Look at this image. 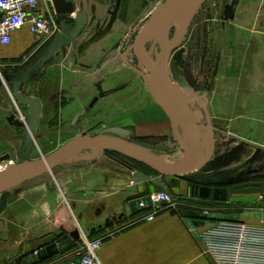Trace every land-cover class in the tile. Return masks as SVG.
<instances>
[{
    "label": "rangeland",
    "instance_id": "374dc122",
    "mask_svg": "<svg viewBox=\"0 0 264 264\" xmlns=\"http://www.w3.org/2000/svg\"><path fill=\"white\" fill-rule=\"evenodd\" d=\"M163 1L118 2L116 14L114 8L111 16L107 15V17L97 21L100 25L97 33L91 31L85 39V36L82 35L74 45L66 43L64 49L60 50L54 59L39 66L26 78L21 91L24 95L38 99L41 106L31 146L28 153L22 157L23 160L46 156L78 137L80 132H89L90 135H93L103 131L104 127L94 126V123L99 119L104 120L108 115L106 114L107 108H81L78 105V99L85 93L82 87L85 80H87L85 74L92 72L94 69L93 64L98 62L99 65L101 63V66L104 67L105 61L108 63L109 58H115L118 66L128 67L132 70L135 84L140 86L143 83L148 88L150 107L165 108L169 112L161 87L138 62L132 51V43L136 34L151 12ZM224 1L218 0L219 3H217V0H191L187 4L181 3L174 6L167 17L164 34L172 49L169 60L170 76L174 82L181 106L187 109L186 113L190 118L197 120L196 127H194L198 133L200 151L205 149L206 134L208 129L211 128L213 136L217 140L216 151L223 150L224 153H220L218 156L215 155L212 160H225L221 167L223 173L230 174L231 177L237 174L244 175V177L248 176V179L251 178L249 175L258 174L264 169V153L248 143H246L248 146L244 148L239 143L233 144L231 139L228 142L224 135L227 131H230L236 136L245 135L251 140H258L257 135L262 125L259 121L253 120V117L259 116V114L254 112L253 102L255 98L253 96L252 80H246L244 88V84L242 85L243 78L245 76L247 78L248 73L247 69L245 70L243 65H239L237 60L239 42L244 41L245 34L237 33V27H232L233 29L229 27L227 20L231 16L223 8ZM221 2L222 7L220 8L219 4ZM125 4H128L129 7H123ZM237 13L238 10L235 9L231 14L236 16ZM232 19L234 23H237L236 17H232ZM55 21L59 28L58 33H60L62 23L67 27H72L75 24V15L57 16ZM89 37L93 38L91 39L92 48L80 53L79 47L85 41L89 42ZM253 40L255 38L251 36L249 41ZM228 45L232 47L229 51L226 48ZM141 48L145 50V56L143 57L146 62L148 61L147 63L150 66L151 62L154 63L153 68L158 70L160 51L149 33L142 38ZM45 49L46 47L43 46L38 48L32 58L27 57V63L0 66V156L9 154V159L0 162V168H6L17 163L20 140L26 129L28 114L27 107L15 102L12 96V82L9 79V74L22 73L33 62L43 56ZM80 55H87L86 63L82 62ZM79 60L82 64H79ZM70 61L75 62V64L70 66L68 63ZM99 65L97 66L98 69ZM89 82L92 84V80ZM243 92L246 93V107L241 105ZM135 93H137L136 99L138 98L139 102L144 101L142 103L145 104L147 91L142 93L140 89L136 88ZM239 106L240 108H246L249 116L245 131L239 130L234 122L229 127H226L227 120L223 124L221 108H230L229 117L232 120V117L237 115ZM204 108H215V117L210 118V125L206 122ZM191 112L193 114L198 112L200 117L198 119L195 117L197 115L192 117ZM129 137L136 139L132 133L129 134ZM167 138L170 139L171 145L162 151L172 154L179 146L169 130ZM143 140L141 138V140L136 139L134 141L145 142ZM143 147L145 146L143 145ZM238 148H240L241 153L245 151L247 159L245 162L234 166L232 164L239 157L236 155ZM217 152L215 154H218ZM109 156H116L121 159L117 155L106 151L99 153L98 156L86 159L74 154L62 162L70 164L85 163L95 158ZM181 158L182 153L179 156L172 155L168 159L174 165L178 164ZM206 164V162L202 164L195 171L196 174L204 172L207 167ZM61 170L62 167L56 165L49 171L7 191L8 202H6L5 208L0 211V223L6 226L5 233H0V240L4 238L3 241L6 242V257L2 261L0 260V264H14V259L17 256L22 255L25 257L30 254L32 250L40 245L41 238L49 234L46 232L40 236L28 235L22 238L20 244L15 245V241L20 238L18 233L19 217L15 216V208L17 207L25 209L27 215L37 213L38 215L35 217L38 219L56 220L61 216L64 219L68 218L70 230H65L68 227L55 229L50 232L54 235H61L74 229L86 233V229L79 224L60 190L57 179L58 175L61 174ZM243 179L245 178L240 177L237 181ZM29 185L33 190L18 198L17 191L19 188ZM262 204L260 202L249 204L228 203L221 211H263L264 204ZM31 206L32 208H30ZM177 206L178 204L174 208L176 209ZM62 258L63 256L57 257L54 262H58Z\"/></svg>",
    "mask_w": 264,
    "mask_h": 264
},
{
    "label": "crops",
    "instance_id": "0c3cea01",
    "mask_svg": "<svg viewBox=\"0 0 264 264\" xmlns=\"http://www.w3.org/2000/svg\"><path fill=\"white\" fill-rule=\"evenodd\" d=\"M70 1L73 2L75 10L85 13L86 19L79 32L71 38H65L61 47L43 64L54 59L56 54L64 49L66 43L74 45L82 35L85 36V39L86 35L91 31L97 33L100 29L97 21H100L103 17H107V15L111 16L114 8V13L116 14L118 2H142L145 0ZM217 3H219L218 0ZM39 5L43 12L51 13L53 11L50 0H39ZM219 6L220 8L222 7V2ZM123 7L127 8L129 6L125 4ZM223 8L231 16L227 20L229 27H237V33L245 34L244 41L239 42L237 60L239 65L241 64L245 70L247 69L248 77L246 78L245 76L247 74L245 70L246 74H243L245 76L242 83V85L244 84V88L246 80H252L253 96L255 98L253 102L255 107L254 112L259 114V116H254L253 120L259 121L260 125H262L257 135L258 140H251L249 137H245V135L236 136L230 131L225 133L224 138H227L228 142L231 139L233 144L239 143L244 148L250 144L255 149L264 153V0H225ZM235 9L238 10L236 16L231 14ZM232 17L237 18V23H234ZM62 26L65 27H63L64 30L70 28L63 23ZM251 36L255 40L249 41ZM241 38L243 37L241 36ZM91 39L93 38L89 37V42H82L84 44L79 47L80 53L92 48ZM42 46L44 44H39L31 35L28 28L23 26L11 33L9 43H0V66L3 67L13 63H27L28 59L23 60L22 55L32 58L37 49ZM226 48L228 51L232 49L229 45ZM81 58L83 63L87 62V55H80ZM79 61L80 63H78L82 64L81 60ZM115 61V58H109L107 60L108 63L105 61L104 67L103 65L101 66V63L99 65V62L93 64V71L85 74L87 80L82 85L85 93L78 99V105L81 108H107L106 114L108 115H106L104 120L99 119L94 123V126L104 127L103 131L98 133L123 137L142 146L144 145L146 150L161 158L163 155L168 154L163 151L171 145L170 139L167 138L168 130L172 134L171 121L167 111L165 108L150 107V92L148 88L143 83L140 86L135 84L132 70L128 69V67L123 68V66H118V63ZM68 63L70 66L75 64V62L71 61ZM98 65L100 66L99 69ZM91 80L92 84L89 82ZM136 88L140 89L142 93L147 91L145 97L147 102L145 101V104L142 103L144 101L139 102V99H136ZM241 98L243 99H241L242 107H246L245 92H243ZM153 100L156 101L155 99ZM221 113L223 124L227 120L226 127H229L234 122L239 130L245 131L247 118L249 117L246 108H240L239 106L237 115H234L232 120L229 117L230 108H221ZM206 116V122L210 125V118L213 119L215 117V108H206ZM130 133L134 134L136 139L141 140L142 138L145 142L134 141L136 139H131L132 137H129ZM228 135H231V138ZM215 139L214 137L212 154L206 161L207 167L204 172H199L200 174H196L197 172H195L198 168L191 173L181 176L172 174L160 175L133 159L122 160L112 156L95 158L85 163L70 164L68 162H60L57 164L62 167L61 174L58 175L57 179L60 190L82 228L86 229L87 226L94 222H102L108 215L124 214L96 235V237L103 238V244L97 251L98 258L102 264H215L214 260L206 252L201 240L187 227L183 218L177 214H169V210L171 209L169 206L152 207L136 215H131L128 208L130 200L162 191L149 181H137L134 178L133 169L161 178L167 186L171 198L177 202H181L184 208L191 209H198L201 205L198 204V206L197 203L182 199V197L189 195L191 184L224 187L240 182L237 181L240 177L247 178L248 176L244 177L242 174V176L237 174L231 177L230 174L221 171L225 160H212V157H215V155L224 154L223 150L216 151L217 140ZM238 149L236 155L239 157L232 164L234 166L245 162L247 159L245 151L241 153L240 148ZM216 152L218 154H215ZM181 153L182 150L178 147L175 152L169 154V158L172 155L179 156ZM163 161L172 163L169 159ZM260 172H264V169ZM252 175H249V177ZM26 181L13 187H18ZM32 190L31 185L21 186L17 191V197L21 198ZM6 202H8V198ZM150 212L153 213L151 220L142 219V216ZM37 215V213L27 215L25 209L21 207L15 208V216L19 217L18 233L20 237L15 241V245L20 244L22 238L28 235L40 236L46 232L52 234L50 233L51 231L65 227H68L65 230H70L68 218L64 219L61 216L56 220H44L35 217ZM201 228L199 227L197 230L199 231ZM5 230L6 226L0 223V233L4 234ZM66 233L68 232L66 231ZM61 235L56 236L59 237ZM3 240L4 238L0 240L1 261L6 257V242ZM72 250L62 256L68 255ZM57 257L60 258L61 255L55 258ZM55 258H48L38 264H55ZM14 264H16L15 259Z\"/></svg>",
    "mask_w": 264,
    "mask_h": 264
},
{
    "label": "water",
    "instance_id": "95a60500",
    "mask_svg": "<svg viewBox=\"0 0 264 264\" xmlns=\"http://www.w3.org/2000/svg\"><path fill=\"white\" fill-rule=\"evenodd\" d=\"M53 11L58 16L75 15V24L61 32L48 44L44 50L43 56L33 62L21 74L11 73L9 79L12 82V96L20 105L27 107L28 114L26 118V129L23 132L22 140L17 156V163L0 170V211L5 208L7 200V191L13 186L32 179L49 171L51 168L62 162L67 157L85 149L97 148L99 153L106 151L118 152L121 155L133 159L160 175L172 174L176 176L191 173L204 164L213 150V131L208 129L206 134L205 149L200 151L199 137L197 130L192 133L191 125L196 127L194 118H190L185 109L181 106L176 94L174 82L170 76L169 60L171 57V48H168L157 33V28L161 25L166 14L176 5L187 3L191 0H164L149 15L142 28L136 34L132 51L138 62L149 72L155 81L161 87L165 102L169 112L171 121V131L174 140L182 150V158L178 164H169L161 159L169 158V154L163 155L161 158L156 157L143 146L123 137L113 136L106 133H98L90 135L88 133H80L78 137L70 140L66 144L52 151L46 156H41L32 160H23L31 146L32 136L38 121L40 113V101L36 98L24 95L21 87L26 76L35 68L50 59L52 54L61 47L65 38H71L76 35L86 19V15L82 11L75 10L74 4L70 0H50ZM64 27V28H63ZM149 33L155 41L160 51V62L158 70L151 67L143 57L141 52V40L145 34ZM190 111V110H189ZM206 111V108H204ZM191 115L196 119L200 114L196 112ZM207 118V116H206ZM9 159V154L0 156V162ZM134 178L137 181H149L154 186L159 187L162 191L168 192L167 186L159 177L145 174L139 170L133 169ZM197 204L205 206H215L223 203L249 204L256 200L264 202V181L263 182H245L230 184L229 186H207L200 184H191L189 195L182 197ZM167 200L152 201L150 194L134 198L128 202V208L131 215L139 214L152 207L168 206ZM169 214H177L183 218L187 227L199 239L197 228L203 226L214 225L217 221H236L241 218H249L253 221H264V211H242V212H223V211H207L196 210L191 208L170 209ZM124 214L118 213L108 215L102 222H94L87 226L88 235H94L101 230L110 226L114 221L121 218ZM79 230L74 229L61 236L49 234L41 239V243L30 254L23 257L19 255L15 258L16 264H38L48 258L58 254H65L72 250L79 241ZM80 257H73L59 264L78 263Z\"/></svg>",
    "mask_w": 264,
    "mask_h": 264
},
{
    "label": "built area",
    "instance_id": "2783aa9c",
    "mask_svg": "<svg viewBox=\"0 0 264 264\" xmlns=\"http://www.w3.org/2000/svg\"><path fill=\"white\" fill-rule=\"evenodd\" d=\"M55 16L54 11H41L39 0H0V43H9L11 33L26 26L39 44H45L59 32ZM22 59L28 58L22 55ZM150 197L157 202L167 200L171 209L177 204L168 192L152 193ZM152 218V212L142 216L145 220ZM198 234L215 264H264V221H217L214 225L203 226ZM79 235L71 253L73 257L79 256L80 261L70 264H102L97 251L103 238H90L81 230Z\"/></svg>",
    "mask_w": 264,
    "mask_h": 264
},
{
    "label": "bare ground",
    "instance_id": "6f19581e",
    "mask_svg": "<svg viewBox=\"0 0 264 264\" xmlns=\"http://www.w3.org/2000/svg\"><path fill=\"white\" fill-rule=\"evenodd\" d=\"M193 1V0H192ZM188 3V2H187ZM186 3V4H187ZM195 3V2H194ZM184 4V3H183ZM193 4V3H192ZM199 6V5H198ZM172 10V9H171ZM170 10V11H171ZM170 11L166 14V16L164 17V19H163V21H162V23H161V25L157 28V33L159 34V36H160V39H161V41L165 44V45H167V47L168 48H170V45H169V42H168V40L166 39V37H165V34H164V27H165V25H166V22H167V17H168V15H169V13H170ZM149 51V50H148ZM141 52H142V54H143V56H145V50L143 49V48H141ZM148 54V53H147ZM149 54H150V51H149ZM148 57H149V55H147ZM148 62V61H147ZM151 67H154V63H152L151 62ZM165 99V98H164ZM185 109V111H187V109L186 108H184ZM190 129H191V132L192 133H194L195 131H196V128L193 126V125H191V127H190ZM78 157H81V158H84V159H86V158H93V157H95V156H98V154H99V151H98V149L97 148H85V149H83V150H81V151H79V152H77V153H75ZM74 155V154H73ZM72 156V155H71ZM168 159V158H167ZM163 160H166V159H163ZM164 162V161H163ZM168 163V162H167ZM170 164V163H169Z\"/></svg>",
    "mask_w": 264,
    "mask_h": 264
},
{
    "label": "flooded vegetation",
    "instance_id": "af4514ba",
    "mask_svg": "<svg viewBox=\"0 0 264 264\" xmlns=\"http://www.w3.org/2000/svg\"><path fill=\"white\" fill-rule=\"evenodd\" d=\"M262 171V170H261ZM251 178H245L244 180H242V181H240V182H236V183H245V182H250V183H253V182H263L264 181V172H260V173H258V174H256V175H252V176H250ZM236 183H233V184H236ZM229 186V185H228ZM256 202H260V203H263L264 204V202H262L261 200H256L255 202H253V203H256ZM177 204H178V206H177V208H184L181 204V202H177ZM225 204H227V203H223V205L222 204H220V205H215V206H205V205H198L199 206V208L198 209H196V210H207V211H221V209L225 206ZM262 204V205H263ZM197 206V207H198ZM176 208V209H177ZM224 212V211H223ZM232 212H238V211H232ZM36 249V248H35ZM33 251V250H32ZM31 253V252H30Z\"/></svg>",
    "mask_w": 264,
    "mask_h": 264
},
{
    "label": "trees",
    "instance_id": "16d2710c",
    "mask_svg": "<svg viewBox=\"0 0 264 264\" xmlns=\"http://www.w3.org/2000/svg\"><path fill=\"white\" fill-rule=\"evenodd\" d=\"M51 41H52V40L46 42V43L44 44L43 47H47L48 44H49ZM108 152L117 155V156L120 157L121 159L129 160V158H127V157L121 155V154L118 153V152H114V151H108ZM114 157H116V156H114ZM224 212H225V211H224ZM227 212H229V211H227ZM230 212H232V211H230ZM238 212H241V211H238ZM241 220H244V221H250L251 219H249V218H241ZM96 235H97V233L94 234V235H89V237H90V238H93V237H96ZM75 247H76V246H75ZM75 247H74L73 249H75ZM72 251H73V250H72ZM58 255H61V254H58ZM58 255H55V256H53V257H56V256H58ZM62 255H65V254H62ZM62 255H61V256H62ZM72 257H73V254L70 252V253H68V255L63 256V258H62L60 261L55 262V264H59V263L65 262V261L71 259Z\"/></svg>",
    "mask_w": 264,
    "mask_h": 264
}]
</instances>
